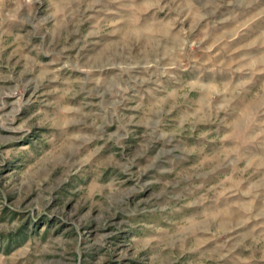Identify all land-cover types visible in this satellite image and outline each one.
<instances>
[{"label": "rangeland", "instance_id": "rangeland-1", "mask_svg": "<svg viewBox=\"0 0 264 264\" xmlns=\"http://www.w3.org/2000/svg\"><path fill=\"white\" fill-rule=\"evenodd\" d=\"M0 264H264V0H0Z\"/></svg>", "mask_w": 264, "mask_h": 264}]
</instances>
